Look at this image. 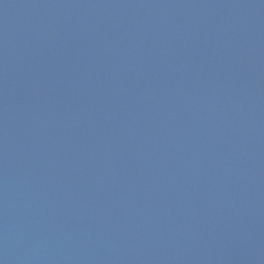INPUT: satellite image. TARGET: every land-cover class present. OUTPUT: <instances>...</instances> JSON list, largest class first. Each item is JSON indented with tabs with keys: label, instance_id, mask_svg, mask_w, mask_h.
<instances>
[{
	"label": "water",
	"instance_id": "95a60500",
	"mask_svg": "<svg viewBox=\"0 0 264 264\" xmlns=\"http://www.w3.org/2000/svg\"><path fill=\"white\" fill-rule=\"evenodd\" d=\"M0 264H264V0H0Z\"/></svg>",
	"mask_w": 264,
	"mask_h": 264
}]
</instances>
